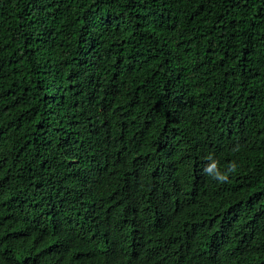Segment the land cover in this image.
I'll list each match as a JSON object with an SVG mask.
<instances>
[{
  "label": "trees",
  "instance_id": "trees-1",
  "mask_svg": "<svg viewBox=\"0 0 264 264\" xmlns=\"http://www.w3.org/2000/svg\"><path fill=\"white\" fill-rule=\"evenodd\" d=\"M0 264H264V0H0Z\"/></svg>",
  "mask_w": 264,
  "mask_h": 264
},
{
  "label": "clouds",
  "instance_id": "clouds-1",
  "mask_svg": "<svg viewBox=\"0 0 264 264\" xmlns=\"http://www.w3.org/2000/svg\"><path fill=\"white\" fill-rule=\"evenodd\" d=\"M236 165L232 164L228 167L227 171L221 172L216 163L209 165L204 171L206 175L211 176L213 179L220 182H226L228 180V173L234 172Z\"/></svg>",
  "mask_w": 264,
  "mask_h": 264
}]
</instances>
